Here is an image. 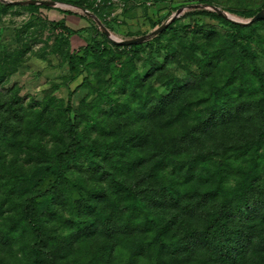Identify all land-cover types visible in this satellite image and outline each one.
I'll use <instances>...</instances> for the list:
<instances>
[{
    "label": "rangeland",
    "instance_id": "1",
    "mask_svg": "<svg viewBox=\"0 0 264 264\" xmlns=\"http://www.w3.org/2000/svg\"><path fill=\"white\" fill-rule=\"evenodd\" d=\"M74 4L85 6L96 24L86 20L89 26L84 29L85 22H79L80 19L64 18L58 8L80 12ZM198 9L219 12L243 27L233 28L203 12L191 13ZM235 11H246L250 15L243 18ZM64 22L78 34L84 32L85 37H91V42L84 49L82 40H79L81 45L75 44L78 34L71 35L64 28ZM262 84L264 0H0V103L7 106L11 100L14 112L21 116L38 102L54 101L58 96L63 99V105L50 107V111L64 115L65 106L70 102V116H75L79 133L88 140L99 139L102 143L112 140L113 133L109 132L123 118L125 130L131 129L129 133L142 136L143 140L135 144L148 141L161 148L164 142L169 147L170 140L183 130L185 133L191 127L205 130L227 119L230 113L238 119L239 129L236 130L242 131L241 136L255 137L262 117L264 119V103L258 99L264 98ZM6 89L10 90L9 95L4 92ZM70 91L73 92L71 97ZM172 96L183 102L178 105L176 114L178 109L184 110H181L184 120L176 123L175 118L158 123L152 118L156 111L151 108L152 98L166 102ZM82 112H88L89 116ZM60 120L53 122V127H60ZM241 126L246 129L243 131ZM35 128H39L37 122ZM162 134L163 137L159 136ZM31 141L37 156L55 159L68 139L60 135L59 139L37 135ZM25 153L17 150L16 145L7 149L11 158L18 156L16 164L22 176L34 178L33 186L26 188L27 196L30 193L42 196L52 184L58 186L59 195L52 206H60L63 213L58 218L61 221L54 220L47 228L62 226V232L70 236L61 242L63 235H60L58 242L54 241L48 248L58 255L59 262L68 264V258L74 256L72 259H80L82 264H124V253L120 256L116 252L126 244L129 246L132 240L118 244L112 251L111 243H121V240L106 242L103 229L97 230L94 225L99 228L102 221L98 215L91 214L90 221L89 215L81 220L77 216L84 209V203L77 199L82 189L76 185L98 186L103 180L102 174H94L91 169L94 167L89 166L87 160L84 163L79 153L63 166L57 167L55 162L53 172L39 174L38 168L46 163L41 161L38 165ZM244 157L230 158L232 186L233 178L237 179L240 174L237 167L247 166ZM216 158L224 160L219 155ZM166 172L169 177L180 179L177 183L183 194H190L196 188L201 190L204 184H181L187 182L191 174L183 176L184 173L180 175L179 170L173 168ZM199 174L196 171L195 179L205 178ZM245 178L244 175L239 177L243 182ZM231 190H223L219 200L226 195L231 198ZM3 208L6 210L8 206ZM14 210L15 215L12 209L8 213L0 208V264H46L45 259H35L30 251L31 231L26 225H20L21 219L16 216L21 207L18 205ZM82 219L88 224L81 222ZM182 247L179 243L174 245L173 240L159 245L164 264H223L220 258L212 261L210 255L203 256L208 263L203 258L178 259L174 252L180 253ZM149 258L151 250L142 262L151 264ZM262 263L264 261L256 259L250 264Z\"/></svg>",
    "mask_w": 264,
    "mask_h": 264
},
{
    "label": "trees",
    "instance_id": "2",
    "mask_svg": "<svg viewBox=\"0 0 264 264\" xmlns=\"http://www.w3.org/2000/svg\"><path fill=\"white\" fill-rule=\"evenodd\" d=\"M74 5L79 7L80 12L73 9H58L64 18L76 16L96 24V21L85 11V6ZM201 12L233 28L243 27L241 23L232 21L219 12L198 9L191 13ZM228 12L231 13L232 10L229 9ZM234 13L243 18L250 15L246 11ZM64 28L71 35L78 34L76 29L69 27L67 23ZM83 38L85 45L82 49L91 42V37ZM79 59L81 60L82 57ZM58 88L59 86H56L55 90ZM262 88L264 89L263 84ZM4 92L9 95L10 90L6 89ZM72 93L70 91V97ZM250 97L256 99L255 96ZM258 99L264 103V98ZM53 100L40 101L21 116L14 112L11 100L8 101L7 106L3 102L0 103V208L2 212L8 211V213L12 209L15 215L14 208L18 205L21 207L17 212L19 215L16 216L21 219L20 225H26L31 231L32 241L29 247L35 259H45L46 264H62L58 260V255L48 248L54 241L58 242L57 238L60 235H63L60 237L61 242H65L70 236L62 232L64 231L62 226L52 230L47 228L50 222L61 221L58 218L63 213L59 209L60 206H52L56 196L59 195L58 186L52 184L42 196L40 194L34 196L31 193L27 196L26 188L33 186L34 178L22 176V170L16 164L18 156L11 158L7 154V149H12L14 145L17 146V150L26 151L28 159L35 161L36 164L40 165L41 161L46 163L41 167L42 169L38 168L39 174L53 172L55 162L58 164L57 167L63 166L70 159L78 157V153L83 157L84 163L87 160L89 166L94 167L91 168L94 174H102L103 180L100 186L76 185L77 188L82 189L77 199L84 203V209L77 216L81 220V217L89 215L90 221L92 219L90 215L97 214L102 221L99 223V228L96 223L94 225L97 230L103 229V236L108 240L106 242H113L119 238L121 240V243L115 241L111 243L112 251L118 244L132 240L129 246L126 244L116 252L120 256L124 253V264H135L138 261L144 264L142 261L150 255V250L149 262L164 264V255L158 246H164L171 240L174 245L179 243L183 246L180 253L174 252L178 255V259L182 260L189 258L195 260L210 255L212 261L216 262L220 258L223 264H246V262L250 264L256 259L264 261L263 117L255 137L241 136L242 131L240 133L236 130L239 129L238 119L230 113L227 119L205 130L192 127L186 133L183 130L178 137L170 140L169 147L162 142L163 146L159 148L148 141L135 144L143 140L142 136L129 133L131 129L125 130L127 126L123 118L109 132L110 135L113 133L112 140L106 139L105 143H102L99 139H85L78 131L75 116L74 118L70 116L71 103L66 104V112L61 115L50 111V107L63 105V99L57 96ZM182 103L177 100V96H172L166 102L152 98L151 108L156 109L152 118L161 124L163 121L169 122L175 118H177L176 123L183 121L184 110L180 108L179 113L176 114L178 105ZM77 113L78 111L75 115ZM82 113L86 117L89 116L88 112ZM57 120L62 121V125L53 127V122ZM36 122L39 128H35ZM55 129L58 132H50ZM245 129L246 127L243 131ZM189 134L190 136L187 137ZM37 135L40 137L52 135L58 139L60 135L68 139V142L62 144L55 159L45 158L37 156L38 152L34 148V142L31 141ZM146 136L148 137L147 134ZM159 136L163 137V134ZM216 155L224 157V160H217ZM231 156L237 159L245 156L243 160L247 164L246 168L250 167L248 170L243 165L237 167V171L241 174L239 177L244 175L246 178L244 182L239 177L233 178L234 186L230 181L233 169V162H229ZM169 168L179 170L178 174L184 173L183 176L191 174L190 178H186L187 182L181 184L199 185L204 182L201 190L196 188L190 194L189 192L183 194L177 183L180 179L171 178L166 172ZM196 171L200 172L199 177L205 175V178L195 179ZM176 183L177 186L174 188ZM38 185L39 182L35 187ZM225 189H232L231 198L226 195L225 199L219 200ZM5 206H8L6 210L3 208ZM8 218L6 217L7 220ZM12 218L13 215L10 216V222ZM79 219L77 218V221ZM81 222L88 224L83 219ZM13 228L15 226H11V229ZM56 230L59 233L55 234ZM14 231L15 229L11 233ZM203 237L204 239H201ZM209 238L212 240L209 241ZM72 257L74 256H70L66 263L82 264L80 259H72ZM203 260L207 261L205 258ZM86 264H97V262Z\"/></svg>",
    "mask_w": 264,
    "mask_h": 264
},
{
    "label": "crops",
    "instance_id": "3",
    "mask_svg": "<svg viewBox=\"0 0 264 264\" xmlns=\"http://www.w3.org/2000/svg\"><path fill=\"white\" fill-rule=\"evenodd\" d=\"M68 17H69V16H68ZM68 17H66V18H68ZM71 17H72L73 19H80L79 22H80V21L85 22L86 24L84 23V25H83V28H84V29H86V28L89 26V25L87 24L86 20H84L83 18L76 17V16H71ZM87 25H88V26H87ZM81 33H82V34H78V36H77V37H78V41H75V44L81 45L82 43H81V41H79V40H82L83 42H85L83 37H85L86 34H85L84 32H81Z\"/></svg>",
    "mask_w": 264,
    "mask_h": 264
}]
</instances>
